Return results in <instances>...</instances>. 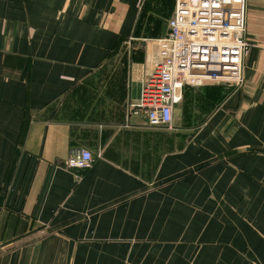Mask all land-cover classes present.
I'll use <instances>...</instances> for the list:
<instances>
[{
  "label": "crops",
  "instance_id": "1",
  "mask_svg": "<svg viewBox=\"0 0 264 264\" xmlns=\"http://www.w3.org/2000/svg\"><path fill=\"white\" fill-rule=\"evenodd\" d=\"M174 3L0 0V264H264V0L242 83L150 126L131 105Z\"/></svg>",
  "mask_w": 264,
  "mask_h": 264
},
{
  "label": "built area",
  "instance_id": "2",
  "mask_svg": "<svg viewBox=\"0 0 264 264\" xmlns=\"http://www.w3.org/2000/svg\"><path fill=\"white\" fill-rule=\"evenodd\" d=\"M246 0H175L167 34L156 40L151 71L131 105L150 126L169 127L186 86L209 82L239 86L249 49ZM93 161L85 147H69L65 164L83 169Z\"/></svg>",
  "mask_w": 264,
  "mask_h": 264
},
{
  "label": "trees",
  "instance_id": "3",
  "mask_svg": "<svg viewBox=\"0 0 264 264\" xmlns=\"http://www.w3.org/2000/svg\"><path fill=\"white\" fill-rule=\"evenodd\" d=\"M133 53H134V52H133ZM136 54H139V52L136 51V52L134 53V55H136ZM125 59H126V57H125V58L123 57L124 62H125ZM232 86H235V85H232ZM189 87H190V86H189Z\"/></svg>",
  "mask_w": 264,
  "mask_h": 264
},
{
  "label": "rangeland",
  "instance_id": "4",
  "mask_svg": "<svg viewBox=\"0 0 264 264\" xmlns=\"http://www.w3.org/2000/svg\"><path fill=\"white\" fill-rule=\"evenodd\" d=\"M101 79H103V74L101 73Z\"/></svg>",
  "mask_w": 264,
  "mask_h": 264
}]
</instances>
